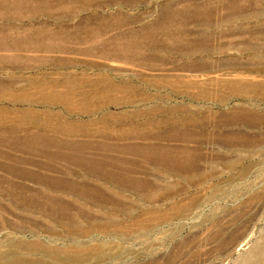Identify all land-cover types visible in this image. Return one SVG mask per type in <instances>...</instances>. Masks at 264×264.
Listing matches in <instances>:
<instances>
[{"label": "rangeland", "instance_id": "obj_1", "mask_svg": "<svg viewBox=\"0 0 264 264\" xmlns=\"http://www.w3.org/2000/svg\"><path fill=\"white\" fill-rule=\"evenodd\" d=\"M0 264H264V0H0Z\"/></svg>", "mask_w": 264, "mask_h": 264}, {"label": "bare ground", "instance_id": "obj_2", "mask_svg": "<svg viewBox=\"0 0 264 264\" xmlns=\"http://www.w3.org/2000/svg\"><path fill=\"white\" fill-rule=\"evenodd\" d=\"M192 66V65H191ZM151 118V117H150ZM154 120V119H153ZM162 120V119H161ZM163 121V120H162ZM148 123V122H147ZM154 123V122H153ZM149 124V123H148ZM129 125V124H128ZM147 125V124H146ZM151 125V124H150ZM158 126V125H157ZM123 127V126H122ZM166 127V126H165ZM172 128V127H171ZM168 133V132H167ZM154 134V133H153ZM150 135V134H149Z\"/></svg>", "mask_w": 264, "mask_h": 264}]
</instances>
